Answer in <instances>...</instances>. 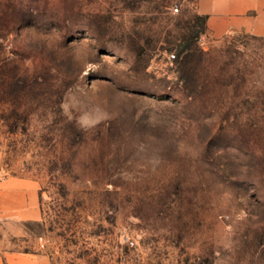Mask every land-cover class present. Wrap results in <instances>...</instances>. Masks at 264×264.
<instances>
[{
	"label": "rangeland",
	"instance_id": "1",
	"mask_svg": "<svg viewBox=\"0 0 264 264\" xmlns=\"http://www.w3.org/2000/svg\"><path fill=\"white\" fill-rule=\"evenodd\" d=\"M202 15L196 0H0V180L35 209L0 216V248L264 264V33L216 35Z\"/></svg>",
	"mask_w": 264,
	"mask_h": 264
},
{
	"label": "crops",
	"instance_id": "2",
	"mask_svg": "<svg viewBox=\"0 0 264 264\" xmlns=\"http://www.w3.org/2000/svg\"><path fill=\"white\" fill-rule=\"evenodd\" d=\"M197 11L207 15V26L219 35L231 27L264 33V0H196ZM1 162V155H0ZM9 180H0V216L9 213L29 218L35 216L33 206L19 208L17 187L8 189ZM14 182V180L12 181ZM16 183H18L16 181ZM0 264H50L49 258L33 252L0 248Z\"/></svg>",
	"mask_w": 264,
	"mask_h": 264
},
{
	"label": "trees",
	"instance_id": "3",
	"mask_svg": "<svg viewBox=\"0 0 264 264\" xmlns=\"http://www.w3.org/2000/svg\"><path fill=\"white\" fill-rule=\"evenodd\" d=\"M199 17H201L203 21H206V19H207V15H202V16H199ZM205 29H206L205 26H204V28L202 27V29L197 32V36L196 37H198V35L200 33L204 32Z\"/></svg>",
	"mask_w": 264,
	"mask_h": 264
},
{
	"label": "built area",
	"instance_id": "4",
	"mask_svg": "<svg viewBox=\"0 0 264 264\" xmlns=\"http://www.w3.org/2000/svg\"><path fill=\"white\" fill-rule=\"evenodd\" d=\"M174 10L177 11L178 10V7H175ZM174 57H175V54L174 53H171L170 54V58H174ZM131 243H133V242H131Z\"/></svg>",
	"mask_w": 264,
	"mask_h": 264
}]
</instances>
